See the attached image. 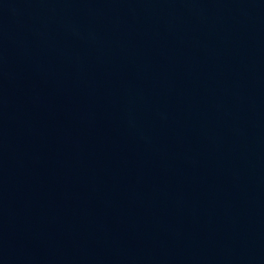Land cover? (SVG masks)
<instances>
[{
    "label": "water",
    "instance_id": "1",
    "mask_svg": "<svg viewBox=\"0 0 264 264\" xmlns=\"http://www.w3.org/2000/svg\"><path fill=\"white\" fill-rule=\"evenodd\" d=\"M0 264H264V0H0Z\"/></svg>",
    "mask_w": 264,
    "mask_h": 264
}]
</instances>
